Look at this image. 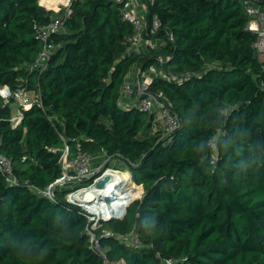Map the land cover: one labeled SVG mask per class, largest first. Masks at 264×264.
Here are the masks:
<instances>
[{
  "label": "trees",
  "instance_id": "16d2710c",
  "mask_svg": "<svg viewBox=\"0 0 264 264\" xmlns=\"http://www.w3.org/2000/svg\"><path fill=\"white\" fill-rule=\"evenodd\" d=\"M40 1L0 0V86L39 94L17 125L15 101L0 96V150L18 179L0 173V264H264V54L243 0H144L147 23L162 20L146 37L162 42L139 53L127 51L122 4L75 0L47 66L32 69L35 24L64 13ZM151 65L192 74L149 85L179 118L168 134L154 131L155 112L120 101L130 70ZM60 133L73 150L120 158L143 186L98 229L135 231L141 246L103 237L99 254L82 209L64 191L52 201L35 190L61 175Z\"/></svg>",
  "mask_w": 264,
  "mask_h": 264
},
{
  "label": "built area",
  "instance_id": "2783aa9c",
  "mask_svg": "<svg viewBox=\"0 0 264 264\" xmlns=\"http://www.w3.org/2000/svg\"><path fill=\"white\" fill-rule=\"evenodd\" d=\"M75 0H54L55 4L42 3L46 8L52 9L57 13L64 10V13L56 15L50 22L36 23L35 29L38 38L43 43V48L31 68H45L47 60L56 50L57 45L52 39V34L62 30L64 21L72 13V4ZM117 4H122L123 18L133 27V33L129 38L131 50L128 52H146L148 46L152 44L154 38H147L146 34H154L162 26L161 18L155 14L149 25L147 18L142 17L133 11V7L137 0H114ZM144 1V0H143ZM154 1V0H150ZM244 7L251 17L248 27L257 33L256 49L264 54V0H243ZM146 5V2H145ZM147 6V5H146ZM171 39L173 37L171 36ZM146 42L145 48L140 45ZM165 57L160 56L159 62L162 64ZM137 67V66H134ZM136 78L129 79L128 76L123 84L121 94V104L127 106L135 105L147 112H155L156 120L162 122L165 134L175 130L180 126V121L176 113L171 109L170 104L163 91L153 92L148 90L152 79L157 76H166L177 83H182L192 74L187 73H167L163 68H157L151 65L147 71L141 72ZM131 71V70H130ZM130 73V72H129ZM129 75V74H128ZM0 96L6 101L14 100L19 106L28 107L37 101L39 94L33 90H27L23 87L12 89L8 85L0 86ZM129 98L130 101H125ZM126 106V105H125ZM22 111L19 109L14 112L12 122L17 125L22 119ZM61 138L65 137L60 133ZM1 142V140H0ZM106 157L110 158L106 152ZM93 154L85 151L80 142L76 144L73 150L70 144L65 140L61 148L60 164L61 175L44 188L35 187V190L42 196L55 201L56 193L64 191L66 199L78 205L87 218L85 232L89 237L91 247L99 254L105 256V250L102 247L101 240L103 237H120L134 246L138 247L143 244L139 233L132 231L129 233H116L107 229L98 232L103 221L122 218L127 212L129 203L138 197H141L144 190L136 193L135 189L138 184L131 182V174L129 179H122L120 173L123 170L92 164ZM120 159V158H119ZM0 173H2L10 184H16L18 179L14 174L13 163L8 155L0 150ZM104 180L103 185H99V181ZM165 264H173L171 260H167Z\"/></svg>",
  "mask_w": 264,
  "mask_h": 264
},
{
  "label": "rangeland",
  "instance_id": "374dc122",
  "mask_svg": "<svg viewBox=\"0 0 264 264\" xmlns=\"http://www.w3.org/2000/svg\"><path fill=\"white\" fill-rule=\"evenodd\" d=\"M43 1H47V2H43ZM48 1H54V0H41L42 3H48ZM143 47H145V46H143ZM143 47H141V48H143ZM12 107L16 111V108L18 107V103L17 102H14L12 104ZM160 129L163 130V131H165V129L163 128L162 122L158 118L156 120V124H155L154 131H157V130H160ZM92 164H99V165H104V166H110L112 168H118L119 170H123V172H127V171H125L127 169L126 168V165H125V163L121 159H119L117 157H110V158H108V157H106V154L104 152H100V153H97V154H93ZM132 181H134L135 184H138L131 177V182ZM134 189H135V192L138 193L142 189V187H141L140 184H138V186H136V188H134Z\"/></svg>",
  "mask_w": 264,
  "mask_h": 264
},
{
  "label": "crops",
  "instance_id": "0c3cea01",
  "mask_svg": "<svg viewBox=\"0 0 264 264\" xmlns=\"http://www.w3.org/2000/svg\"><path fill=\"white\" fill-rule=\"evenodd\" d=\"M133 11L134 12H136V13H138L139 15H141L142 17H145V18H147V6L145 5V2L143 1V0H137V2L135 3V5H134V7H133ZM161 39H155V40H153L152 41V44H161ZM142 45L143 46H146L147 45V43L146 42H144V43H142L141 45H140V47H142ZM145 48V47H144ZM131 49L130 48H128V50L127 51H130ZM138 75H139V71H138V68L137 67H133L132 69H131V71H130V73H129V75H128V78L129 79H133V78H136V77H138ZM125 101L127 102V101H130V99L129 98H126L125 99ZM123 105H128V104H123ZM20 106L18 105V107L16 108V111H18L20 108H19ZM15 110H14V112H16ZM144 190V189H143Z\"/></svg>",
  "mask_w": 264,
  "mask_h": 264
},
{
  "label": "bare ground",
  "instance_id": "6f19581e",
  "mask_svg": "<svg viewBox=\"0 0 264 264\" xmlns=\"http://www.w3.org/2000/svg\"><path fill=\"white\" fill-rule=\"evenodd\" d=\"M48 4H55L54 2H50V1H48ZM126 171V170H125ZM124 173V174H123ZM120 177L122 178V179H129L130 178V174H129V172L127 171V172H123L122 171V173H120Z\"/></svg>",
  "mask_w": 264,
  "mask_h": 264
},
{
  "label": "water",
  "instance_id": "95a60500",
  "mask_svg": "<svg viewBox=\"0 0 264 264\" xmlns=\"http://www.w3.org/2000/svg\"><path fill=\"white\" fill-rule=\"evenodd\" d=\"M105 183V181L104 180H101V181H99V185H103Z\"/></svg>",
  "mask_w": 264,
  "mask_h": 264
}]
</instances>
